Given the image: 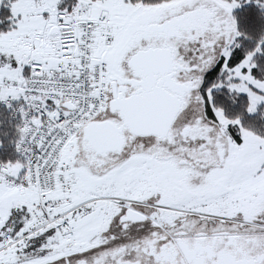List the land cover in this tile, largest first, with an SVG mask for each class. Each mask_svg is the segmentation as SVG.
<instances>
[{
	"label": "snow or ice",
	"instance_id": "obj_1",
	"mask_svg": "<svg viewBox=\"0 0 264 264\" xmlns=\"http://www.w3.org/2000/svg\"><path fill=\"white\" fill-rule=\"evenodd\" d=\"M0 264H264V0H0Z\"/></svg>",
	"mask_w": 264,
	"mask_h": 264
}]
</instances>
